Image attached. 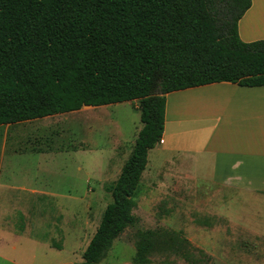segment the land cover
Returning <instances> with one entry per match:
<instances>
[{
	"label": "trees",
	"instance_id": "16d2710c",
	"mask_svg": "<svg viewBox=\"0 0 264 264\" xmlns=\"http://www.w3.org/2000/svg\"><path fill=\"white\" fill-rule=\"evenodd\" d=\"M252 0H0V126L134 100L143 128L112 186L113 202L83 253L100 264L139 217L135 195L164 135L167 94L213 83L264 86V39L238 23ZM151 255L210 261L182 231L135 235ZM60 249V246H57Z\"/></svg>",
	"mask_w": 264,
	"mask_h": 264
},
{
	"label": "rangeland",
	"instance_id": "374dc122",
	"mask_svg": "<svg viewBox=\"0 0 264 264\" xmlns=\"http://www.w3.org/2000/svg\"><path fill=\"white\" fill-rule=\"evenodd\" d=\"M139 106L134 100L83 107L0 126V194L8 207L0 229L7 232L10 247L17 245L7 258L0 255V264H29L33 254L43 251L48 256L39 259L42 263H58L94 235L143 126ZM194 109L184 108L183 113ZM135 200L139 222L126 229L125 240L135 242L137 232L165 227L182 231L204 250L210 261L203 264H264V191L197 180L179 156L171 170L156 175L147 171ZM27 221L33 236L42 234L51 247L62 245L65 234H71L65 251H47L31 240L14 244L11 238L25 231L21 228ZM135 254V249L116 243L108 258L135 264ZM150 258V264H190L180 254L155 253Z\"/></svg>",
	"mask_w": 264,
	"mask_h": 264
},
{
	"label": "crops",
	"instance_id": "0c3cea01",
	"mask_svg": "<svg viewBox=\"0 0 264 264\" xmlns=\"http://www.w3.org/2000/svg\"><path fill=\"white\" fill-rule=\"evenodd\" d=\"M238 30L244 42L264 39V0H252V6L238 23ZM193 106L196 109L184 115L183 109L189 110ZM175 108H180L181 113H175ZM162 139L163 143L149 151L141 183L147 171L156 175L163 169L171 170L180 156L182 165L197 180L231 183L244 190L264 191V86L220 82L167 94ZM152 153L153 161L150 159ZM155 179L153 176L152 180ZM3 197L5 195L0 194V228L4 223L2 215L8 210ZM20 210L29 219V215ZM21 229L25 231L11 238L14 244L31 240L43 245L47 251L55 249L59 253L65 251L67 235H71L65 234L59 249L48 246L42 234L33 236L29 221ZM6 233L0 229V255L4 259L10 249L17 250V245L10 247L12 242ZM124 233L114 241L112 248L119 243L126 249H135L136 253L135 242L125 240ZM92 237L84 245L73 246L67 260L42 263L39 259L48 256L43 251L33 254L29 264H81ZM108 255L100 264H121L112 262Z\"/></svg>",
	"mask_w": 264,
	"mask_h": 264
},
{
	"label": "built area",
	"instance_id": "2783aa9c",
	"mask_svg": "<svg viewBox=\"0 0 264 264\" xmlns=\"http://www.w3.org/2000/svg\"><path fill=\"white\" fill-rule=\"evenodd\" d=\"M163 142H164V140H163V139H161L160 143H163Z\"/></svg>",
	"mask_w": 264,
	"mask_h": 264
}]
</instances>
